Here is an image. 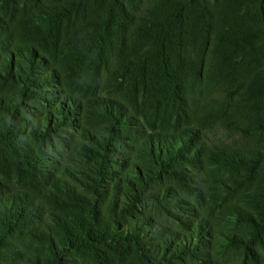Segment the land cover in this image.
<instances>
[{
    "label": "trees",
    "instance_id": "1",
    "mask_svg": "<svg viewBox=\"0 0 264 264\" xmlns=\"http://www.w3.org/2000/svg\"><path fill=\"white\" fill-rule=\"evenodd\" d=\"M0 264H264V0H0Z\"/></svg>",
    "mask_w": 264,
    "mask_h": 264
}]
</instances>
